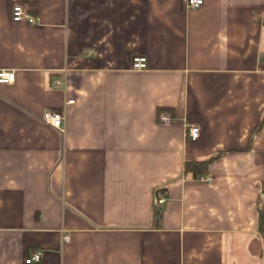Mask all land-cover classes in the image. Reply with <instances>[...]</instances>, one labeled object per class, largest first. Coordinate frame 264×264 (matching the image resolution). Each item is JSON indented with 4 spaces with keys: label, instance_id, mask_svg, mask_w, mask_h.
<instances>
[{
    "label": "crops",
    "instance_id": "crops-1",
    "mask_svg": "<svg viewBox=\"0 0 264 264\" xmlns=\"http://www.w3.org/2000/svg\"><path fill=\"white\" fill-rule=\"evenodd\" d=\"M0 69V264H264V0H0Z\"/></svg>",
    "mask_w": 264,
    "mask_h": 264
},
{
    "label": "built area",
    "instance_id": "built-area-1",
    "mask_svg": "<svg viewBox=\"0 0 264 264\" xmlns=\"http://www.w3.org/2000/svg\"><path fill=\"white\" fill-rule=\"evenodd\" d=\"M202 0H186V7L196 8L201 4ZM11 19L13 21L25 20L29 24L37 23V18L35 16L29 15L25 12L20 5L13 4L11 7ZM145 67L144 57H134L131 61L132 69H142ZM14 73L11 70L0 69V84L11 83L13 81ZM42 120L48 125L54 128H62L64 123V114L59 111H45L42 114ZM157 121L159 123L167 124L171 121V116L168 112L161 111L157 114ZM198 127L195 124H185L184 134L190 140H195L198 136ZM213 178L210 176L200 177L199 181H204L207 183L212 182ZM154 208L155 215L159 214L160 209L158 208L165 202V196L163 191L156 190L154 193ZM68 238L67 234L62 236L63 240ZM39 252H33L27 257L24 262L30 263L32 261H38Z\"/></svg>",
    "mask_w": 264,
    "mask_h": 264
},
{
    "label": "trees",
    "instance_id": "trees-1",
    "mask_svg": "<svg viewBox=\"0 0 264 264\" xmlns=\"http://www.w3.org/2000/svg\"><path fill=\"white\" fill-rule=\"evenodd\" d=\"M263 122H264V110L262 112L259 122L255 126V130L259 129V127L263 124ZM215 157H209L204 160L186 161L183 166L184 171H189L193 176H197ZM258 212H259V227H260V222L264 217V211L262 212L260 208Z\"/></svg>",
    "mask_w": 264,
    "mask_h": 264
},
{
    "label": "rangeland",
    "instance_id": "rangeland-1",
    "mask_svg": "<svg viewBox=\"0 0 264 264\" xmlns=\"http://www.w3.org/2000/svg\"><path fill=\"white\" fill-rule=\"evenodd\" d=\"M260 227L263 228L264 227V217L262 218L261 222H260Z\"/></svg>",
    "mask_w": 264,
    "mask_h": 264
}]
</instances>
